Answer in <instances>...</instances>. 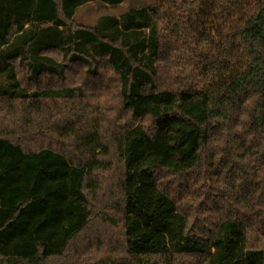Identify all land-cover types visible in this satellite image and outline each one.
Returning <instances> with one entry per match:
<instances>
[{
	"label": "trees",
	"instance_id": "obj_1",
	"mask_svg": "<svg viewBox=\"0 0 264 264\" xmlns=\"http://www.w3.org/2000/svg\"><path fill=\"white\" fill-rule=\"evenodd\" d=\"M124 1L0 0V264H264V0Z\"/></svg>",
	"mask_w": 264,
	"mask_h": 264
},
{
	"label": "rangeland",
	"instance_id": "obj_2",
	"mask_svg": "<svg viewBox=\"0 0 264 264\" xmlns=\"http://www.w3.org/2000/svg\"><path fill=\"white\" fill-rule=\"evenodd\" d=\"M155 0H126L116 6H109L99 2L84 4L75 10L73 21L82 26H92L98 17L111 15L119 17L130 6L150 5Z\"/></svg>",
	"mask_w": 264,
	"mask_h": 264
}]
</instances>
